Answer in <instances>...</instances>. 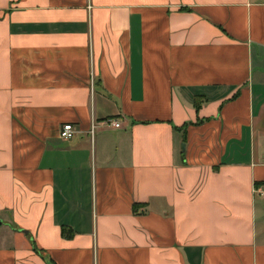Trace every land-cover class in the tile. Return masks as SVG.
Listing matches in <instances>:
<instances>
[{"label":"crops","instance_id":"obj_1","mask_svg":"<svg viewBox=\"0 0 264 264\" xmlns=\"http://www.w3.org/2000/svg\"><path fill=\"white\" fill-rule=\"evenodd\" d=\"M260 189L264 0H0V264H264Z\"/></svg>","mask_w":264,"mask_h":264},{"label":"built area","instance_id":"obj_2","mask_svg":"<svg viewBox=\"0 0 264 264\" xmlns=\"http://www.w3.org/2000/svg\"><path fill=\"white\" fill-rule=\"evenodd\" d=\"M98 125L99 124H96L93 126L92 131H91L92 134H93V129H96ZM100 125L101 126L104 125L107 128L110 127L113 129H120V127H121L120 121L117 120L116 118L105 119L104 121H102L100 123ZM75 134H76V131H75L73 125H71V124H64L59 130V138L62 141L68 142V141L72 140L74 138ZM257 192H259L260 195H264V189H260Z\"/></svg>","mask_w":264,"mask_h":264},{"label":"trees","instance_id":"obj_3","mask_svg":"<svg viewBox=\"0 0 264 264\" xmlns=\"http://www.w3.org/2000/svg\"><path fill=\"white\" fill-rule=\"evenodd\" d=\"M196 103H197V102H196ZM198 106H199V104L197 103V104H196V107H198ZM260 185H261V184L256 183V187H258V186H260ZM137 211H138V205H134V212L137 213ZM62 234H63L64 237H70V233L67 232L65 229L63 230Z\"/></svg>","mask_w":264,"mask_h":264},{"label":"water","instance_id":"obj_4","mask_svg":"<svg viewBox=\"0 0 264 264\" xmlns=\"http://www.w3.org/2000/svg\"><path fill=\"white\" fill-rule=\"evenodd\" d=\"M183 148H184V146H183Z\"/></svg>","mask_w":264,"mask_h":264}]
</instances>
